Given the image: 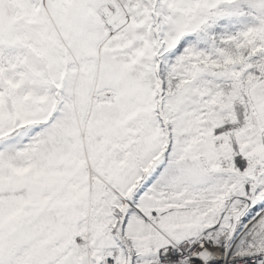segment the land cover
<instances>
[{
    "label": "snow or ice",
    "instance_id": "snow-or-ice-1",
    "mask_svg": "<svg viewBox=\"0 0 264 264\" xmlns=\"http://www.w3.org/2000/svg\"><path fill=\"white\" fill-rule=\"evenodd\" d=\"M0 264H264V0H0Z\"/></svg>",
    "mask_w": 264,
    "mask_h": 264
}]
</instances>
